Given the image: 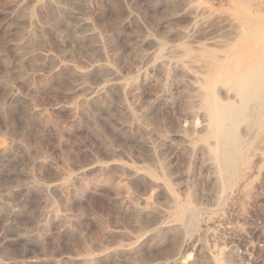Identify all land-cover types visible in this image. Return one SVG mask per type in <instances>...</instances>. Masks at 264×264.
Here are the masks:
<instances>
[{"label":"rangeland","instance_id":"rangeland-1","mask_svg":"<svg viewBox=\"0 0 264 264\" xmlns=\"http://www.w3.org/2000/svg\"><path fill=\"white\" fill-rule=\"evenodd\" d=\"M50 2L0 0V264H264V0Z\"/></svg>","mask_w":264,"mask_h":264},{"label":"bare ground","instance_id":"bare-ground-1","mask_svg":"<svg viewBox=\"0 0 264 264\" xmlns=\"http://www.w3.org/2000/svg\"><path fill=\"white\" fill-rule=\"evenodd\" d=\"M46 2H48V3H51L50 2V0H46ZM239 3V2H238ZM241 3V2H240ZM204 7V6H203ZM203 7H202V9H203ZM58 8V7H57ZM56 8V9H57ZM56 12V11H55ZM59 12V11H58ZM202 18V17H201ZM79 20V19H78ZM200 21V20H199ZM80 24H81V26L85 29L84 31H85V36L86 37H88L89 39H94V34L92 33V31L90 30V29H88V25H87V23H86V21L84 20V19H80ZM196 22H198V21H196ZM203 21H201V23H202ZM202 25V24H201ZM264 50V49H263ZM93 65V64H92ZM41 66V65H40ZM105 66V65H104ZM99 68V67H98ZM108 69V68H107ZM249 71H250V69H249ZM249 71H247V72H249ZM109 73V72H108ZM110 74H112V73H110ZM115 76V75H114ZM113 75L112 76H108V77H106L105 79H104V82H103V87H105V86H112V85H115V84H117V79H116V77H114ZM247 76V75H246ZM246 78V77H245ZM254 78L255 77H253V79H252V82H253V85H252V87L249 89V91L246 93V95L245 96H247L248 98H249V96L250 95H252L253 96V100H251V97L249 98V100H251V103H250V109H248V110H250L249 112H251V114H252V116L250 117V118H248V120H250V123H248V124H250V126L251 125H254V123L256 122L255 120L257 119V118H259L260 116H262V114H263V112H264V110H263V108H264V81H262L261 82V80L260 81H258L256 78V80H255V82H254ZM79 84V83H78ZM80 88H83V89H86V90H89L90 88L89 87H87L84 83H80L79 85H78ZM113 87V86H112ZM108 88V87H107ZM82 89V90H83ZM106 89V88H105ZM248 89V88H247ZM246 91V90H245ZM93 94H94V90L93 89H91L90 90V95H91V97H93ZM248 98H246V100L248 99ZM216 115V114H215ZM217 116V115H216ZM248 117V116H247ZM217 119V118H216ZM245 120H247V119H245ZM247 120V121H248ZM247 121H244V122H247ZM217 122V121H216ZM249 122V121H248ZM251 123H253V124H251ZM251 129V128H250ZM252 131H254V129L252 130ZM249 134H250V132H249ZM222 137V136H221ZM222 145L225 147V146H230V142H229V140H227L226 138L225 139H223V142H222ZM223 147V148H224ZM224 152H225V150H224ZM225 154V153H224ZM225 158V159H224ZM224 158H223V160H225V162H228V163H230L231 161H232V158H233V156L232 155H229L228 154V152H227V154H226V156H224ZM221 166V165H220ZM228 167V166H227ZM227 170V169H226ZM264 174V173H263ZM264 177V176H263ZM179 216H180V218L182 219V220H184V224H187V221L189 220V219H192L191 218V216H192V213L190 212V213H187V214H179ZM194 216V215H193ZM190 221V220H189ZM191 224V223H190ZM183 225V224H182Z\"/></svg>","mask_w":264,"mask_h":264}]
</instances>
